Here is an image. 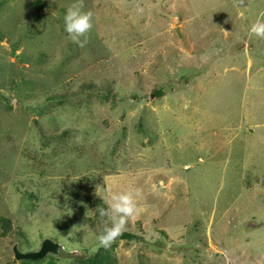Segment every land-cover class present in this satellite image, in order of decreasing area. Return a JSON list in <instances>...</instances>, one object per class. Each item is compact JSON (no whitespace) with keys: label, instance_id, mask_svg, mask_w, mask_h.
<instances>
[{"label":"rangeland","instance_id":"obj_1","mask_svg":"<svg viewBox=\"0 0 264 264\" xmlns=\"http://www.w3.org/2000/svg\"><path fill=\"white\" fill-rule=\"evenodd\" d=\"M73 3L0 0V264H264V0H83V47ZM137 187L139 239L98 247Z\"/></svg>","mask_w":264,"mask_h":264},{"label":"clouds","instance_id":"obj_2","mask_svg":"<svg viewBox=\"0 0 264 264\" xmlns=\"http://www.w3.org/2000/svg\"><path fill=\"white\" fill-rule=\"evenodd\" d=\"M83 0H74L73 5L64 16V30L68 37L81 47L86 43L87 33L91 31L94 23V13L83 11ZM250 32L260 39H264V22L257 21L250 25ZM81 37L85 39L82 41ZM161 181V187H163ZM143 197L141 188L121 191L110 194L105 203L107 208H99V214L105 218L103 231L94 238L97 246L109 247L117 238L124 233L129 221L135 220L139 214L138 199ZM95 251V248L93 249Z\"/></svg>","mask_w":264,"mask_h":264},{"label":"water","instance_id":"obj_3","mask_svg":"<svg viewBox=\"0 0 264 264\" xmlns=\"http://www.w3.org/2000/svg\"><path fill=\"white\" fill-rule=\"evenodd\" d=\"M119 239L131 241L133 239H139V237L136 234L125 231ZM59 249L60 245L58 243H55L50 239H45L42 243L40 250L37 252L22 253L18 249V246L15 245L13 247V253L14 258L17 261H38L46 258L50 254L56 255L59 252Z\"/></svg>","mask_w":264,"mask_h":264},{"label":"trees","instance_id":"obj_4","mask_svg":"<svg viewBox=\"0 0 264 264\" xmlns=\"http://www.w3.org/2000/svg\"><path fill=\"white\" fill-rule=\"evenodd\" d=\"M103 208H106V207L104 206ZM96 217L98 218L99 222H103L105 220V218H102L100 216V214L97 215V213H96ZM6 223H8V222H6ZM7 226H9V225H7ZM10 228H11L10 226L6 227V232ZM114 260L115 259L112 258V256L108 252H105L103 255L98 254L97 256H95L94 258H92L88 261H81L80 263H76V264H114ZM73 264H75V263H73Z\"/></svg>","mask_w":264,"mask_h":264}]
</instances>
